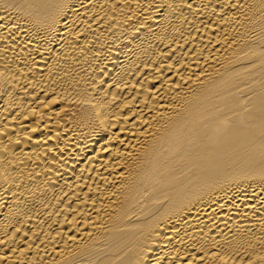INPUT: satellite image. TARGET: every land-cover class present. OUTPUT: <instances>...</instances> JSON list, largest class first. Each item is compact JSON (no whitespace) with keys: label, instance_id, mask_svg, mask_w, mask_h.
<instances>
[{"label":"bare ground","instance_id":"6f19581e","mask_svg":"<svg viewBox=\"0 0 264 264\" xmlns=\"http://www.w3.org/2000/svg\"><path fill=\"white\" fill-rule=\"evenodd\" d=\"M0 264H264V0H0Z\"/></svg>","mask_w":264,"mask_h":264}]
</instances>
